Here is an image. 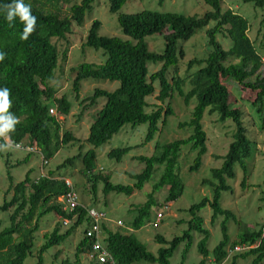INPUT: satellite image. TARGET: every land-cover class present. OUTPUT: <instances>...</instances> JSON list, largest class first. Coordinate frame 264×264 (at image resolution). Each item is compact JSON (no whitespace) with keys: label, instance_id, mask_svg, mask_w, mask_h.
Segmentation results:
<instances>
[{"label":"trees","instance_id":"16d2710c","mask_svg":"<svg viewBox=\"0 0 264 264\" xmlns=\"http://www.w3.org/2000/svg\"><path fill=\"white\" fill-rule=\"evenodd\" d=\"M98 0H23L30 6L34 16V30L27 39H22L26 22L19 16L14 17L11 25L6 19V6L15 0H0V92L8 89L10 107L0 115L8 116L17 121L13 130L6 135L13 142L37 146L43 156L50 160L59 150L70 142L80 140L65 132L60 135L61 124L57 117L51 115L50 109L56 107L61 115L70 114L73 104L65 96L57 97L56 89L51 85L59 67L60 50L57 40H66L72 32L73 25L83 26L86 17L93 11ZM129 0H110V12L119 13L118 22L126 38L100 35L101 23L95 21L88 33L86 46L95 50H103L105 61L101 64L83 62L72 68L74 73L73 91L79 99L82 82L87 79L119 81L120 86L113 91L97 88L93 94L82 100L83 110L96 107L102 100V106L96 111L86 139L90 148L79 153L82 159V174L93 183L96 193L97 184L103 181L105 195L110 193L132 195L135 190H143L145 185L161 170L158 180L149 193L148 200L136 207L137 215L132 221L131 229L139 230L151 218L152 209L158 204L155 193L167 189L164 203L176 201L184 193L185 186L180 175V158L183 147L188 146L197 153L190 172L197 171L203 164V157L208 153V135L204 129L203 119L206 114H217L219 121L228 120L235 124L233 141L227 153L222 157L220 167L211 170V179H205L204 184L213 188V197H204L199 203L189 208V228L171 241L157 235L158 243L166 247L160 248L157 254L152 253L134 232L112 231L103 226L105 243L116 264H172L171 258L179 245L186 243L184 256L192 245V232L201 234L198 251L203 259L198 264H206L209 256L208 241L210 231L204 227V219L200 211L206 206L213 210V219L225 215L221 225L223 238L214 248L215 261L222 264L228 259L230 250L240 245H255V247L236 255L230 264H237L239 258L252 257L250 264H261L264 260V225L259 229L245 227L241 220L221 203L222 193L231 191L228 183L237 175L236 166L243 173L241 186L245 189L249 184V168L247 160L252 157L256 143L248 136V129L243 122L244 112L236 103L227 84L235 80L242 91V98L252 100V105L258 113L264 110V75L260 73L264 59L256 44L249 36V21L232 9L223 7V0H204L210 10L202 15L182 14L176 12H160L143 9L139 12L120 13ZM254 1L258 7L264 6V0ZM65 6H67L65 8ZM205 30L210 52L204 58H194L189 61L187 75L178 76L181 60L186 56L183 44L188 42L199 31ZM161 35L165 38V48L162 52L151 51L148 38ZM219 36L229 38L231 46L226 49ZM64 57L67 54L63 53ZM150 64H162L161 68L149 75ZM170 70L173 74L170 78ZM254 78V79H253ZM189 81L191 89L185 92L183 87ZM160 91L157 99L166 106L157 105L148 111V98ZM184 98L186 104L195 99L191 119L180 126H190L193 133L183 139H176L165 144H157L151 156L141 155L139 161L145 165L139 174H131L135 179L133 185L115 184L110 174L95 173L96 148L106 144L126 125L133 127L148 124V133L144 143L152 141L166 125L167 118L174 114L170 101L174 94ZM264 126V122H263ZM2 142L1 148L6 147ZM0 148V155L3 156ZM83 146H81V149ZM133 147L116 148L110 151V157L121 161ZM7 153L6 156H9ZM33 153H29L24 161H28ZM77 156L68 158L57 167L71 165ZM221 158V157H220ZM7 161H10L9 158ZM20 161V162H24ZM9 164V163H8ZM10 189L13 197L4 201L0 212L12 208L10 224L2 227L0 221V264H28V258H36L34 264H45V253L62 245L72 235L73 231L88 221L85 206H79L74 212H66L59 201L69 191L65 178L57 177L54 170L38 179L31 178V170L19 182L9 175ZM54 213L58 218L74 220L69 229L61 231L58 222L54 230L45 235V243L35 253V233L39 230L40 220ZM234 219L242 232L237 240H231L227 222ZM90 240L81 239L77 246L75 261L67 264H81L80 256L89 247Z\"/></svg>","mask_w":264,"mask_h":264},{"label":"rangeland","instance_id":"374dc122","mask_svg":"<svg viewBox=\"0 0 264 264\" xmlns=\"http://www.w3.org/2000/svg\"><path fill=\"white\" fill-rule=\"evenodd\" d=\"M223 2L225 9H232L249 21V36L256 44L258 51L264 59V6L258 7L254 1L245 0H223ZM110 5V0H98L94 5L93 11L86 17L83 26L74 24L73 30L66 40H57L60 50L59 67L51 85L56 89V96L61 97L65 95L72 102L73 107L67 116L61 115L56 107L53 108L57 114V120L61 124L60 135L63 136L68 131L80 141H72L67 146L62 147L49 160L47 165H43L40 154H33L29 157L30 161L26 162L24 158L27 157L28 153L15 149L12 145H7L6 149L10 152V161H7L6 154L5 156H0V206L4 204L5 200L10 201L13 197L14 191L10 189L9 175L13 177L14 182H19L26 177L29 170H31V178L35 180L43 175H47L50 170H54L57 177L70 181L73 189L76 190L79 196L81 205L105 210L113 227H116L117 221H122L124 227H121L119 231L126 233L134 232L152 253L157 254L160 248L166 246L158 243L156 236L160 235L164 239L171 241L175 236L182 235L189 228V208L193 204L199 203L204 197H213V188L207 183L204 184L203 181L211 179V170L222 165V157L227 153L229 145L233 141L232 135L235 130V124L230 120L221 123L217 114H206L204 116L203 125L208 135V153L203 157L201 168L190 172L189 167L193 164L197 153L188 148V146L183 147L180 158V175L185 186L183 195L176 201L165 204L164 199L167 189L165 188L155 193L154 198L158 204L152 209L151 218L139 230L132 229L130 231L134 216L137 215L135 208L147 202L148 195L153 191V186L158 180L161 170L154 174L143 190H135L130 196L118 193L105 195L103 181L97 184L96 193L93 191V183L83 176V162L77 156L79 153H84L90 148L86 139L89 136L90 125L95 113L102 106L103 102L101 100L96 107H89L83 110L88 103L84 104L82 100L92 95L97 88L113 91L120 86L119 81L112 82L90 78L82 82L79 99L76 98L73 91L75 75L72 72V68L79 66L83 62L101 64L105 61L103 50H95L85 44L92 24L96 20L101 23L100 35L126 38L118 22L119 13H111ZM143 9L202 15L210 10V7L204 0H129L120 10V13L139 12ZM219 40L226 49L232 44L231 40L226 37L219 36ZM148 44L151 51L162 52L165 48V38L161 35L151 36L148 38ZM183 47L186 51V56L181 60L178 68V76L180 77L187 75L190 60L204 58L211 50L205 30L195 34L188 42L183 44ZM64 52L67 53L65 57ZM161 66L162 64H150L149 75L158 71ZM260 73L264 75V65ZM172 74L173 71L170 70V78ZM227 84L231 89L232 95L236 97L237 105L244 112L243 122L248 129V136L257 146L253 150L252 157L247 160L250 173L249 185L245 189L241 186L244 176L240 166L237 165L236 177L228 181L230 186H232V190L222 193L221 203L225 209L232 211L238 220L242 221L244 225L243 230L246 229V226L251 229H259L264 225V110L261 114L258 113L257 109L252 105L250 96L248 97L249 100L242 98L241 87L235 80H228ZM155 85L157 92L154 96L148 98V111H152L157 105H167L157 99L160 87L158 82ZM183 89L185 92L191 89L189 81L185 83ZM169 101L174 114L167 118L166 125L152 141L144 143L148 133V124L136 127L126 124L110 141L96 148L97 159L94 172L110 174L112 176L111 181L115 184L133 185L135 179L131 174H139L145 168V165L139 161V156H151L157 144H165L176 139L189 137L193 133V129L190 126L182 127L180 125L191 119L197 101L193 99L189 104H186L184 98L180 97L177 92L174 94L173 99ZM81 146H83L82 149ZM128 146L133 148L121 161L110 157L109 153L111 150ZM73 156H77V158L71 165L63 167L60 170L57 169L59 165ZM21 160L24 162H20ZM14 209L0 212L2 227L10 224V217ZM161 211L163 212V218L159 226L155 228L153 223L156 221L157 213ZM200 216L204 219V227L211 233L208 241L209 256L206 264H220L215 261L213 250L223 238L221 225L225 220V215H219L213 219L212 208L206 206L200 211ZM58 222L61 223L62 232L71 227V225L64 226L54 213L48 214L40 220L39 230L35 233L36 254L38 253V249L45 243V235L51 233ZM110 222L108 223V227ZM227 227L232 242L237 240L239 234L242 232L240 226L231 218L227 222ZM85 229L86 224L80 225L73 231L66 242L47 251L45 253V264L73 263L75 261L77 246L84 237ZM191 234L192 245L186 256L183 257L184 249L187 248L186 243L183 242L170 259L172 264H198L203 259V256L198 251V243L202 236L196 231H193ZM241 252L244 251L230 252L228 259L222 264H230L233 258ZM35 261L36 258L30 257L27 263L34 264ZM251 261L252 257L247 259L239 258L237 264H250ZM137 264L149 263L140 262ZM261 264H264V260Z\"/></svg>","mask_w":264,"mask_h":264},{"label":"built area","instance_id":"2783aa9c","mask_svg":"<svg viewBox=\"0 0 264 264\" xmlns=\"http://www.w3.org/2000/svg\"><path fill=\"white\" fill-rule=\"evenodd\" d=\"M51 115L57 117L54 108L50 109ZM2 142H5L7 145H12L15 149L25 151L26 153L40 154L42 158L43 165H47L49 160H47L40 149L34 145H25L22 142H13L6 134L0 135V147ZM45 176V175H43ZM66 183L69 187V191L63 197L59 198V201L63 204V209L66 212H74L75 209L79 206H82L79 201V196L75 189H73L70 181L65 179ZM86 209V216L88 221L85 222L86 229L84 231L85 238L90 240L89 247L85 251V257L87 259L88 264H116L114 258L108 251L106 247V243L104 241V229L103 226L106 225L108 227V223L110 222L108 213L102 209L89 208L84 207ZM163 218V212L157 213L156 221L153 223V226L157 228L159 223ZM77 219V216L74 220L72 219H63L60 217V220L64 224V226L72 225V222ZM117 227H124V223L122 221L116 222ZM255 247V245H240L236 246L234 249H231L230 252L234 251H247L251 248ZM230 255V254H229Z\"/></svg>","mask_w":264,"mask_h":264},{"label":"clouds","instance_id":"9594fccd","mask_svg":"<svg viewBox=\"0 0 264 264\" xmlns=\"http://www.w3.org/2000/svg\"><path fill=\"white\" fill-rule=\"evenodd\" d=\"M6 19L11 25L14 17L19 16L22 22H26V28L22 35V39H27L28 35L34 30L35 17L31 15L30 6H26L23 0H15L13 4L7 5ZM4 54L0 53V60H3ZM10 107L8 100V89L0 92V114L7 112ZM17 121L11 117L0 115V135H5L8 131L13 130L14 124ZM60 219V218H59Z\"/></svg>","mask_w":264,"mask_h":264},{"label":"crops","instance_id":"0c3cea01","mask_svg":"<svg viewBox=\"0 0 264 264\" xmlns=\"http://www.w3.org/2000/svg\"><path fill=\"white\" fill-rule=\"evenodd\" d=\"M7 146V145H6ZM1 148V147H0ZM1 150H2V154H3V156H5V154H7V153H10L7 149H6V147L5 148H1ZM28 155V154H27ZM26 155V156H27ZM1 156V155H0ZM10 156V155H9ZM9 156H7V158H9L10 159V157ZM30 160H28L27 162H29ZM22 181V180H21ZM110 230H112V231H119V229L121 228V227H113L112 226V223L110 222V225H109V227H108ZM113 228H116V229H113ZM130 231H132V229H129ZM104 236H105V233H104ZM106 237V236H105ZM104 240H105V238H104ZM80 258H81V264H88V263H86L87 262V259H86V257H85V254L83 253L81 256H80ZM83 260V261H82ZM86 261V262H85Z\"/></svg>","mask_w":264,"mask_h":264}]
</instances>
